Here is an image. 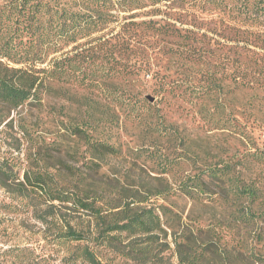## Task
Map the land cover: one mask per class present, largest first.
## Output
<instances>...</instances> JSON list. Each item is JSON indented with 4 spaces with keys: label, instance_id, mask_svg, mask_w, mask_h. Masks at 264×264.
<instances>
[{
    "label": "rangeland",
    "instance_id": "1",
    "mask_svg": "<svg viewBox=\"0 0 264 264\" xmlns=\"http://www.w3.org/2000/svg\"><path fill=\"white\" fill-rule=\"evenodd\" d=\"M150 10H138L132 19L167 26L121 32L114 23L82 44L84 52L122 53L121 62H104L106 69L118 66L115 74L92 76L101 83L80 86L47 77L40 100L15 108L0 101V168L19 177L47 171L58 187L102 212L127 202L162 208L170 245L160 253L166 264H177L173 243L186 237L232 252L226 264H264L254 258L264 256V21L241 25L200 8ZM111 34H124L128 42L112 46L105 41ZM98 39L105 42L102 49ZM115 94L125 101L117 104ZM76 126L117 154L93 156L85 139L71 134ZM224 164L235 181L256 190L253 203L225 196L215 183L200 198L181 191L189 176ZM19 191L15 183H0V264H73L54 236L69 228L89 235L95 220L70 202ZM237 211L254 212L255 219L242 221ZM18 247L25 256H14ZM97 255L103 264H149L109 247Z\"/></svg>",
    "mask_w": 264,
    "mask_h": 264
},
{
    "label": "trees",
    "instance_id": "2",
    "mask_svg": "<svg viewBox=\"0 0 264 264\" xmlns=\"http://www.w3.org/2000/svg\"><path fill=\"white\" fill-rule=\"evenodd\" d=\"M173 7L216 10L241 25L259 26L264 21V0H0V101L15 108L30 100H40L39 86L47 77L80 86L101 83L92 76L115 74L118 66L110 64L106 69L104 62L112 60L117 64L121 62L122 53L119 50L110 51L109 55L84 52L82 44L92 41L94 32L114 23L121 25V32L136 30L138 26L153 30L164 28L167 24H159L158 28L157 20L135 21L132 18L137 16L138 10L145 8H150V13H159L170 11ZM111 38L112 42L109 41ZM105 41L120 47L128 39L124 34H111ZM96 42L102 49L105 42L100 39ZM67 46L71 47L70 50L64 51ZM54 53L59 54L49 57ZM84 63L86 66H83ZM91 64L98 70L89 68ZM114 99L117 104L125 101L117 94ZM130 107L133 110L132 104ZM71 128V134L85 139L96 158L117 154L113 145L103 140L91 141L80 127ZM231 172L229 164L208 167L181 182V191L200 198L198 196L206 193L209 185L215 183L225 196L230 195L236 200L246 198L253 203L257 198L256 190L235 181L230 176ZM225 180L229 182L227 186ZM9 182L18 185L20 195L70 202L74 208L86 211L95 220L97 228L89 235L71 228L56 232V243L67 246L66 262L103 264L97 252L100 247H109L142 263L166 264L160 253L170 245L166 240L162 216L165 211L160 212L162 208L130 205L127 202L117 211L102 212L93 201L72 196L58 187L47 171H25L19 177L7 168H0V183L8 185ZM241 211L235 213L240 220L250 223L255 219L254 212ZM126 237L133 239L123 246ZM186 238L187 242L173 243L177 264H211L214 257L215 264H226L232 253L220 246L214 248L211 240ZM15 249L18 251L15 257L26 255L24 247ZM254 258L264 263V256L257 254Z\"/></svg>",
    "mask_w": 264,
    "mask_h": 264
}]
</instances>
